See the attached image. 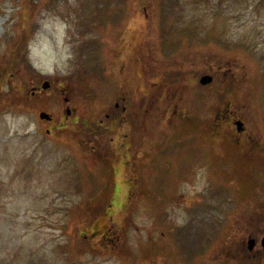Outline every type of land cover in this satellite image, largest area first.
<instances>
[{
    "label": "rangeland",
    "instance_id": "rangeland-1",
    "mask_svg": "<svg viewBox=\"0 0 264 264\" xmlns=\"http://www.w3.org/2000/svg\"><path fill=\"white\" fill-rule=\"evenodd\" d=\"M5 69L0 264H229L226 221L264 203V0H0Z\"/></svg>",
    "mask_w": 264,
    "mask_h": 264
},
{
    "label": "flooded vegetation",
    "instance_id": "flooded-vegetation-1",
    "mask_svg": "<svg viewBox=\"0 0 264 264\" xmlns=\"http://www.w3.org/2000/svg\"><path fill=\"white\" fill-rule=\"evenodd\" d=\"M51 87L47 89V91L50 90ZM146 88V87H145ZM31 96H34L35 94H44L46 93L38 86H33L31 88ZM153 91V90H151ZM146 92V95H152L155 92ZM145 98V97H144ZM143 98V99H144ZM153 99V98H152ZM128 105L126 106H120V102H126ZM136 95H132L131 98H128L125 96L121 97V101L118 103H114L113 107L109 108L108 111L105 114V120L107 121H116V127H120L121 124L126 125V123L122 122V117L125 115L126 112H129V107L131 108V105L136 103ZM169 101H172L171 98H169ZM164 104H166V99L164 100ZM142 106V104H140ZM139 106V107H140ZM169 107V106H168ZM154 109H157V106L154 104ZM164 109V108H161ZM166 110V109H164ZM228 113L225 114V118L227 120H232V117ZM220 115V113H219ZM52 122V120L50 121ZM101 123H104V120L101 121ZM100 123V124H101ZM114 125L113 123L111 126ZM115 127V128H116ZM114 126L105 127V131L110 132V129H113ZM109 129V130H108ZM47 134L50 133V130L47 129ZM241 136H248L251 138L249 132L247 133V129L244 128L241 132H238L235 134L236 138H239ZM245 139V138H244ZM113 140V138L111 139ZM247 144V143H246ZM258 146L259 144L256 143ZM254 147V148H253ZM253 147H250V149L255 150H261L264 152L263 149H258L256 145ZM241 221L234 222L233 227H230L229 234L225 236V240L227 241V248L226 250H222L219 257H224L225 259H228L229 264H237V261L239 260L240 263H249V264H264V246L262 245V240L264 239V203L261 204L258 208L253 209L250 214H242L240 216ZM109 227L107 230L109 231ZM107 234V233H106ZM105 231H102L101 237H106Z\"/></svg>",
    "mask_w": 264,
    "mask_h": 264
},
{
    "label": "water",
    "instance_id": "water-1",
    "mask_svg": "<svg viewBox=\"0 0 264 264\" xmlns=\"http://www.w3.org/2000/svg\"><path fill=\"white\" fill-rule=\"evenodd\" d=\"M211 80H212V78H211L209 75H204V76H202V77L200 78L199 83H200L201 85H206V84L210 83ZM47 87H48V83H47V82H44V84L42 85V88H43V89H46ZM39 118H40L41 120H50V116H49L46 112H41V113L39 114ZM235 124H236V126H237V130H238V131H241V130H242V124L239 123V122H236ZM262 244L264 245V239H263V241H262Z\"/></svg>",
    "mask_w": 264,
    "mask_h": 264
},
{
    "label": "trees",
    "instance_id": "trees-1",
    "mask_svg": "<svg viewBox=\"0 0 264 264\" xmlns=\"http://www.w3.org/2000/svg\"><path fill=\"white\" fill-rule=\"evenodd\" d=\"M25 34H26V31L24 32V37L22 36V39L24 38V42H21V41L19 43L17 42L18 44H17L16 48L17 47L18 48H17V50L15 52V56H16V54L23 56V52L26 53ZM6 73H7L6 69L4 71H0V81L4 79V75Z\"/></svg>",
    "mask_w": 264,
    "mask_h": 264
}]
</instances>
